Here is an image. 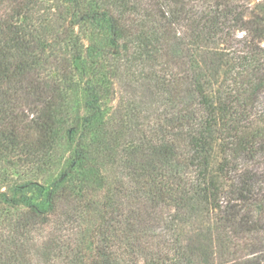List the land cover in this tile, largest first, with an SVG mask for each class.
Returning <instances> with one entry per match:
<instances>
[{"label": "trees", "instance_id": "trees-1", "mask_svg": "<svg viewBox=\"0 0 264 264\" xmlns=\"http://www.w3.org/2000/svg\"><path fill=\"white\" fill-rule=\"evenodd\" d=\"M0 264H264V0H0Z\"/></svg>", "mask_w": 264, "mask_h": 264}, {"label": "rangeland", "instance_id": "rangeland-1", "mask_svg": "<svg viewBox=\"0 0 264 264\" xmlns=\"http://www.w3.org/2000/svg\"><path fill=\"white\" fill-rule=\"evenodd\" d=\"M243 35V34H242Z\"/></svg>", "mask_w": 264, "mask_h": 264}]
</instances>
